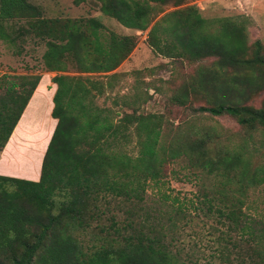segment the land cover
I'll list each match as a JSON object with an SVG mask.
<instances>
[{
    "label": "trees",
    "instance_id": "obj_1",
    "mask_svg": "<svg viewBox=\"0 0 264 264\" xmlns=\"http://www.w3.org/2000/svg\"><path fill=\"white\" fill-rule=\"evenodd\" d=\"M96 1L122 26L147 29L146 43L156 54L188 62L211 58L167 98L192 114L229 116L245 134L233 142L211 129L163 133L160 115L138 111L139 95L121 96L130 111L115 118L92 99L103 93L99 81L65 71L71 65L78 72H109L131 52L135 36L106 30L93 17L47 18L28 0H0V40L29 33L44 44L43 68L55 72L50 116L56 121L36 181L0 175V264H176L141 204L149 183L157 188L173 163L206 179L199 195L226 227L220 240L235 249V264H264V221L243 209V195L264 186V165L251 160L247 133L255 126L264 131V98L258 107L249 104L264 93V46L257 39L247 44L243 18H204L192 5L152 21L159 13L154 7L183 0ZM20 20L23 26L8 30L7 22ZM39 77L0 76V150ZM194 96L203 104L193 106ZM103 214L106 227L90 226ZM220 261L233 264L227 254Z\"/></svg>",
    "mask_w": 264,
    "mask_h": 264
},
{
    "label": "rangeland",
    "instance_id": "obj_2",
    "mask_svg": "<svg viewBox=\"0 0 264 264\" xmlns=\"http://www.w3.org/2000/svg\"><path fill=\"white\" fill-rule=\"evenodd\" d=\"M28 1L38 6L41 14L47 18L93 17L98 19L106 30L121 35L135 36L136 42L133 49L113 70L85 73L78 72L69 65L65 71L68 75H80L83 78L88 77L99 81L102 84L103 93L94 95L92 99L96 105L107 107L115 112V118L119 117L122 112L130 111L129 108L121 105V96L139 95L140 99L135 104L138 111L160 115L163 133L171 134L177 129L187 132L192 127L199 132L211 129L220 140L229 137L233 142H237L245 134V131L229 116H210L207 113L192 114L186 107L177 105L167 98L177 84L191 75L198 65L207 64L211 58L188 62L172 60L156 54L146 43L147 29L139 31L122 26L114 18L102 14L96 0H84L78 5H74L72 0ZM149 3L152 5L151 2ZM187 5L195 7L204 18L232 17L235 20H238L237 17H240V20L243 18L247 44L257 39L264 46V0H183L176 7L171 3L154 7L159 13L152 21L165 12ZM6 25L8 30L9 28L14 30L19 25L23 26V21L7 22ZM14 34L15 31L11 35ZM44 49L42 40L29 33H21L12 42L0 40V76L4 75V78L8 79L19 75H41L46 72L41 61ZM133 71L140 72L134 74ZM110 73H115L112 79L108 78ZM50 74L53 75L54 72ZM262 77L264 79V75ZM263 98L264 93L261 90L251 97L249 104L258 107ZM190 101L193 106L203 104L200 96H194ZM39 117V123L46 121L41 114L37 118ZM247 133L250 135L248 148L252 155L251 160L256 165H264V131L255 126L248 129ZM20 148L21 146L18 145L16 156L21 155ZM25 148L27 146L22 149ZM26 155L28 157V154H22V156ZM26 161L27 159L21 161L17 159L18 163L10 166L15 170H20L28 167L25 164ZM39 162L40 159L37 164L34 163L36 171ZM171 169L174 171L170 172ZM186 172L187 169L184 170L178 166V163H173L165 167L164 182H157L159 185L157 188L154 182L149 183L141 203L147 212L146 223L158 231V237L162 238L166 245V255L176 264H221L220 259L226 254L233 259V264H235V249H232L229 244L226 246L227 243L220 240L221 233H226V227L217 220L213 206L208 209L203 203L204 196L199 195L198 189L202 188V183L208 184L206 179H198V174L193 177L192 174L188 175ZM243 199V209L246 213L255 219L264 221V186L258 185L250 188L243 195ZM211 201L214 203V200ZM99 206L103 204L100 202ZM94 223L106 227L108 224L106 215L103 214L93 220L90 226ZM145 228L144 226V230ZM92 229L94 232L97 231L96 226ZM232 235H234L233 232ZM82 236L88 239L87 236Z\"/></svg>",
    "mask_w": 264,
    "mask_h": 264
},
{
    "label": "crops",
    "instance_id": "obj_3",
    "mask_svg": "<svg viewBox=\"0 0 264 264\" xmlns=\"http://www.w3.org/2000/svg\"><path fill=\"white\" fill-rule=\"evenodd\" d=\"M50 72L53 71H46L40 75L17 122L0 150V175L33 181L38 179L41 158L56 122L55 119L50 116L52 107L51 98L55 89L54 83L50 81V77L53 76L55 72L53 75H51ZM39 114H41L47 122L41 121L39 123L40 117L37 118ZM18 145L21 146L19 149L21 155L16 156L18 154L16 152ZM25 146H27V148L22 149ZM23 152L28 154V157L27 155L22 156V154H24ZM17 159L20 161L22 159H27L25 164L28 167L20 170L12 168L10 165L17 164ZM39 159L40 162L38 163V169L36 171L34 169V163L37 164Z\"/></svg>",
    "mask_w": 264,
    "mask_h": 264
},
{
    "label": "bare ground",
    "instance_id": "obj_4",
    "mask_svg": "<svg viewBox=\"0 0 264 264\" xmlns=\"http://www.w3.org/2000/svg\"><path fill=\"white\" fill-rule=\"evenodd\" d=\"M45 135V134H44ZM37 150V149H36Z\"/></svg>",
    "mask_w": 264,
    "mask_h": 264
}]
</instances>
